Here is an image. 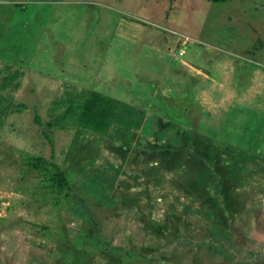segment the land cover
<instances>
[{
	"label": "rangeland",
	"instance_id": "obj_1",
	"mask_svg": "<svg viewBox=\"0 0 264 264\" xmlns=\"http://www.w3.org/2000/svg\"><path fill=\"white\" fill-rule=\"evenodd\" d=\"M0 264H264V0H0Z\"/></svg>",
	"mask_w": 264,
	"mask_h": 264
},
{
	"label": "trees",
	"instance_id": "obj_2",
	"mask_svg": "<svg viewBox=\"0 0 264 264\" xmlns=\"http://www.w3.org/2000/svg\"><path fill=\"white\" fill-rule=\"evenodd\" d=\"M3 1V0H2ZM118 107V100L95 90H88L82 98L66 104L62 117L49 121H41L33 115V123L50 145V132L54 128H64L66 123H73L76 127L98 135H105Z\"/></svg>",
	"mask_w": 264,
	"mask_h": 264
}]
</instances>
